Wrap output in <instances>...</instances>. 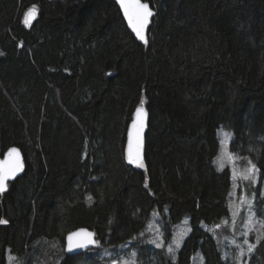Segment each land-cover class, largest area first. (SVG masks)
Masks as SVG:
<instances>
[{"label":"trees","instance_id":"16d2710c","mask_svg":"<svg viewBox=\"0 0 264 264\" xmlns=\"http://www.w3.org/2000/svg\"><path fill=\"white\" fill-rule=\"evenodd\" d=\"M142 1L156 12L147 47L112 0H0V153L17 147L25 164L0 194V264H33L28 253L54 241L58 264H83L86 253L64 250L80 228L100 249L129 243L140 264H191L198 252L203 264H240L213 232L231 222V172L214 165L220 128L259 170L246 189L264 222V0ZM141 100L137 171L125 146ZM153 210L166 238L190 219L176 262L143 241ZM249 253L241 262L264 264V233Z\"/></svg>","mask_w":264,"mask_h":264},{"label":"rangeland","instance_id":"374dc122","mask_svg":"<svg viewBox=\"0 0 264 264\" xmlns=\"http://www.w3.org/2000/svg\"><path fill=\"white\" fill-rule=\"evenodd\" d=\"M227 133V134H225ZM219 142V153L214 161L218 171L229 168L232 178V189L230 192L231 222H225L222 226L215 228V238L219 240L223 248L235 247L241 262L253 249V245L261 239L264 231V222L260 221L255 214V196L253 190L259 181V170L250 159L235 155L230 150L232 134L225 128L217 131ZM246 184L248 188L246 189ZM240 193V194H239ZM257 206V205H256ZM228 226V227H227ZM171 235L166 238L165 230L168 228L157 210H153L147 222L146 229L142 234L145 244L155 249H164V256L170 262H176L177 255L182 248L185 239L191 232L190 219L184 218L179 224L169 226ZM159 245V246H158ZM59 242L47 244L42 253L37 256L36 249L28 253L33 264H58ZM129 243L120 245L113 249H100L99 244L86 252L83 264H92L101 261V264H140L136 250L126 253ZM35 247H37L35 245ZM57 253V254H56ZM150 261H157V257L150 254ZM25 260L18 257L8 256L7 264H24ZM155 264V262H153ZM191 264H203L201 253H196Z\"/></svg>","mask_w":264,"mask_h":264},{"label":"snow or ice","instance_id":"6c2138e0","mask_svg":"<svg viewBox=\"0 0 264 264\" xmlns=\"http://www.w3.org/2000/svg\"><path fill=\"white\" fill-rule=\"evenodd\" d=\"M119 4L120 9L123 11V15L127 20L128 26L131 31L135 34L136 38L141 42L147 43L145 31L150 24V18L153 17L154 13L150 9L148 3H142L141 0H116ZM111 75V73H109ZM144 101L141 100L140 106L135 110L134 120L132 127L136 129V146L133 149L131 142L127 152V162L134 165L137 168L143 167L141 158V133L145 127L146 112L143 108ZM227 134V133H225ZM131 135V134H130ZM15 156L14 161H10V158ZM23 170V163L20 160V153L17 148H11L6 158L0 161V193L6 191V182L10 178H14L18 171ZM6 219H0V225L6 224ZM69 242L72 241V235L68 237ZM95 243V241H93ZM83 244H78L77 247H84ZM159 246V245H158ZM72 245L69 243V250ZM251 251V247L249 248Z\"/></svg>","mask_w":264,"mask_h":264},{"label":"water","instance_id":"95a60500","mask_svg":"<svg viewBox=\"0 0 264 264\" xmlns=\"http://www.w3.org/2000/svg\"><path fill=\"white\" fill-rule=\"evenodd\" d=\"M112 1L118 7V9H119L124 21H125V24H126L128 30L130 31V33L134 36V38L138 41V43L140 45H143V46L147 47L148 46V33H149V30L151 29V27L153 25V22H154V19H155V16H156L155 10L148 3L149 7L153 11L154 15H153V17L150 18L151 22H150V24L148 25V27H147V29L145 31L147 43H144V42H141L140 40H138L136 38L135 34L131 31L130 27L128 26L127 20L125 19L124 15H123V11L120 9V6H119V4H117L116 0H112ZM141 2L142 3H147V2H144L142 0H141ZM35 19H36L35 11H30L26 15V18H25L26 24L27 25H32L34 23ZM143 108H144V110H145V112L147 114L146 115V119H145V127L143 129V132L141 133V158H142V162H143V167L137 168L134 165L129 164L127 162V159H126L130 142H131V145H132L133 149H135V146H136V129L132 127V123H133V120H134V115H133V120L130 123L129 128H128L127 140H126V146H125V162L130 168L135 169L137 171H143L144 170L145 136H146V133H147V130H148V112H147V110H146L144 105H143ZM134 114H135V112H134ZM11 148H13V147H11ZM11 148L7 149L3 154L0 153V161H3L6 158L7 153H8V151ZM15 148H17V147H15ZM17 150L20 153V160L23 163V170L22 171H18V173L16 174V176L14 178H10L6 182V191H4L3 193H0L1 195L8 192L9 184L13 183L16 179H18L19 177H21L24 174L25 164H24L23 155H22V153H21L19 148H17ZM15 159H16V157L13 156V157L10 158V161H14ZM69 235H72V241L71 242H69V240H68ZM69 235H67V237L65 238V248H64L65 254L68 257L82 255V254L94 249L97 246V244H98V242L96 240L95 233L90 231V230H88V229H85V228H80V229L70 233ZM93 241H95V243ZM69 243H71V245H72L71 250H69ZM78 244H83L85 246L84 247H77Z\"/></svg>","mask_w":264,"mask_h":264},{"label":"bare ground","instance_id":"6f19581e","mask_svg":"<svg viewBox=\"0 0 264 264\" xmlns=\"http://www.w3.org/2000/svg\"><path fill=\"white\" fill-rule=\"evenodd\" d=\"M132 122V121H131ZM12 184V183H11Z\"/></svg>","mask_w":264,"mask_h":264}]
</instances>
